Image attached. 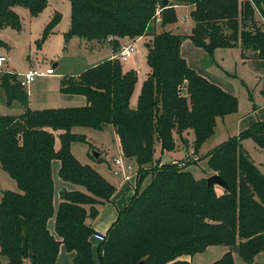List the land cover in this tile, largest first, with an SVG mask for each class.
<instances>
[{
  "label": "trees",
  "instance_id": "trees-1",
  "mask_svg": "<svg viewBox=\"0 0 264 264\" xmlns=\"http://www.w3.org/2000/svg\"><path fill=\"white\" fill-rule=\"evenodd\" d=\"M71 21L65 40L111 41L119 51L124 37H146L150 72L138 104L130 100L138 79L135 69L123 71L121 61H101L79 75L61 79V92L86 96L84 106L31 109L29 95L15 73L0 75L6 103L20 102V115L0 113V165L19 190L3 191L0 201V264H56L60 245L74 251L75 264H97L91 236L98 205L111 200L115 186L90 164L71 152L76 126L102 129L122 126L128 133L139 164L138 185L130 203L119 211L97 247L100 264H190L181 257L224 245L229 250L211 264H235L233 252L252 263L264 250V173L242 145L252 138L264 149V120L211 149L207 166L228 183L218 193L207 177L196 178L177 162L155 168L141 187L143 165L154 161L155 144L162 151L176 148L175 134H195L194 149L213 135L217 117L236 112L238 98L190 67L181 54L188 37L211 56L219 47H240L242 54L264 59V0H70ZM193 5L190 34L167 26L177 22L175 4ZM25 6L38 16L48 0H0V27L19 29L15 11ZM62 15L56 12L36 40L41 49ZM160 21L158 25L154 22ZM153 28V29H151ZM149 38V39H148ZM57 138L59 146H56ZM188 148V146H186ZM59 159L64 181L85 190L60 191L54 205L52 161ZM158 160V159H157ZM160 161H157V163ZM141 177V178H140ZM55 216V232L48 222Z\"/></svg>",
  "mask_w": 264,
  "mask_h": 264
},
{
  "label": "rangeland",
  "instance_id": "rangeland-1",
  "mask_svg": "<svg viewBox=\"0 0 264 264\" xmlns=\"http://www.w3.org/2000/svg\"><path fill=\"white\" fill-rule=\"evenodd\" d=\"M15 11L20 17L21 27L19 29L13 28L11 26L0 27V55H4L8 58V62L5 67L0 69V75L3 73H15V75L18 77V75H22L23 73H25L30 68V66L46 68L52 66L55 62L60 61L62 65L63 63H65L68 66V69L71 70L72 63L77 60L74 56H78V54L83 53L84 48L79 46L77 40L78 38H74L73 41L71 40V43L69 42V40H65L64 34L69 29L71 21L70 0H48V5L38 16H32L30 11L22 5L16 6ZM56 12H59L62 15V18L58 24V33L51 36V38L44 43L43 47L39 49L37 48L36 40L41 37L45 26L53 18ZM176 13L178 20L175 25L178 30L174 29L173 32L184 34L190 29L191 21L189 22L187 19H185V17L189 18L188 10L185 5H178L176 7ZM155 23L159 25L160 21H153L150 27H152ZM171 27L172 25H169L167 26V29H171ZM100 42H104V40ZM68 43H70L69 47ZM145 43V40H138L137 38V41L135 42L137 52L134 58L132 56L128 59L129 61L124 62L116 57L121 61L124 71H128L131 69L136 70V68L133 67L134 63L141 66V73H139L138 75L134 92L130 100V104L134 108L138 104L139 95L141 93V86L144 82L143 80L145 78V73L148 70L146 59L147 47ZM183 46H187L186 56L191 60V62H193L194 64L199 63L201 55H197V52L195 51L192 43L186 40L185 42H183ZM217 55L220 60L223 61V63L221 64V68L216 67L217 69L210 70V73L212 74H210V76H212V78L215 80L214 82H216L218 86H221L222 89H224L225 91L227 90V92L235 95L238 98L239 108L236 115L250 114L251 116H256L257 112L259 116H263V98H261L262 96H259L258 93L253 90L254 87L251 86L256 82V78L249 63H244L243 61H241V59L239 58V53L236 52L235 49L223 48L220 50V52H218ZM93 57H87L88 61L93 63ZM209 57L211 56L209 55ZM210 59L211 58H209L208 62L211 61ZM89 66H91V64ZM60 78L62 77H39L31 85L23 87L27 94H29V98L34 108H36V106H43L45 104H57L54 101L55 98H53L55 97V95L53 94V92L49 91L52 90L56 85L60 86ZM243 78L245 80H243ZM262 80H264V75H262ZM58 93L59 95H62L60 94L61 92ZM50 105H45V107L37 108H58L55 107L58 105H53L54 107H48ZM259 107L262 108L261 111L258 110ZM23 110L24 106L18 101H15L11 105H8L6 103L4 91L0 86V113L14 115L20 114ZM251 112H254L253 115ZM110 127H108V125L102 129H96L87 126L74 127L72 129V132L84 135L87 140H73L71 143V152L80 162L82 161L83 163L84 161H86L91 163V161L93 160V152L101 151L103 160L99 162L101 165L97 166L98 170H100L108 179H110L115 186H120V181L119 179H117L119 178L118 175H114L108 167L109 162L111 163V159L119 155L117 151L120 152L118 134ZM236 130V125L233 127L229 126L226 129L222 124H218L213 135L210 136L199 148L200 157L199 155H196L193 159L189 155H186V157L184 156L185 151L183 147L188 146L189 150L191 149L190 146L194 148V132L190 134L189 139L185 136V133L183 136L184 138L182 139L180 136L175 134V137L179 143L178 146L181 147V149L177 151L175 156L185 158L179 161L176 160L174 162H177L183 167H185L184 165L188 166L189 164H191L189 165L188 169L191 170L196 178H200L206 175L207 170L206 166H204L205 164H203V157L208 153L209 150L228 140L231 136L238 135L241 132ZM56 146H59L58 138L56 141ZM243 147L250 159L255 160L259 165V168L262 170V172H264V151L256 147V143L252 138L246 139L243 142ZM160 148L161 145L159 144V142H156L154 161L147 163L142 167L143 174L141 177L144 178V180L142 181L141 187H145L148 184L150 176L152 175L155 168L164 164L161 163L160 158H156V149L157 153H159ZM189 152H191V150ZM166 156L169 155L166 154ZM124 158L132 161L134 166L131 171L135 170L134 168L138 167V162H136L135 159L126 157ZM55 160L60 163L59 159ZM157 161L160 162L157 163ZM211 173L212 172H210V174ZM137 174L138 177L139 172ZM137 177H135L133 181H131V184L134 186L135 190L137 189L138 185ZM75 186L76 189L85 190V188L81 185L75 184ZM216 187L218 193L223 192L222 187L218 185H216ZM6 190L18 191L19 188L17 186L16 180L13 179L0 166V201L3 196V191ZM89 220L92 221L91 219ZM226 249L228 248L224 245H212L202 252L189 255V260L191 264H210L215 260L220 259ZM234 259L236 264H264V256L255 259L252 263H249L244 261L237 251L234 253Z\"/></svg>",
  "mask_w": 264,
  "mask_h": 264
},
{
  "label": "crops",
  "instance_id": "crops-1",
  "mask_svg": "<svg viewBox=\"0 0 264 264\" xmlns=\"http://www.w3.org/2000/svg\"><path fill=\"white\" fill-rule=\"evenodd\" d=\"M178 5H185L187 10H188V14H189V18L190 19L187 18V17H185V19H187L189 22L191 21L190 22V29L186 33H184V34L188 35V34H190V32H191V30H192V28H193V26L195 24L194 21L192 20V18L190 17V12H191V10H193L194 6L193 5H189V4L177 3V4H175V8ZM175 24H173L171 29H169V30H171V31H174V29L178 30L176 28ZM57 31H58V25L55 27L54 32L49 35V37L47 38V40L45 42H47L51 38V36L57 34L58 33ZM74 38H78L77 39L78 40V44H79L80 47L84 48V52L81 53V54H78V56H74L75 59H77V60L74 63H72V65H71L72 69L71 70L68 69V66L65 63H63V65H62L61 61L60 62H55L52 66L55 69H59V70H55V74L54 75L46 76V77L52 78V77H56L57 76V77H62L63 78L64 76H66V74L79 75L80 73H82L87 68H89V67H91V66H93V65H95V64H97V63H99L101 61H104L106 59L116 58V55L121 51V49L123 47L128 46L130 44H133V43H135L137 41V39H132L130 37H124L121 40V48H120V50L115 52L113 50L111 42H107V41L106 42L105 41L104 42H100V41L89 42V41L81 39V38H79L77 36H73L72 38H70L69 42L71 40L73 41ZM146 39H147L146 37H143V38H139L138 40H145L146 41ZM186 40H188V41H190L192 43V45L195 48V51L197 52V55H199V54L201 55L199 63H195L194 64L186 56L187 55L186 54L187 46L186 47L183 46V42H185ZM183 42H182V46H181V54L186 59L188 65L190 67L194 68L199 74H201L202 76L206 77L211 82H214L215 80L212 78V76H210V74H211L210 70H215L217 68H221V64L223 63V61L220 60V58L218 57L217 54L224 47L216 48L214 50L213 55L211 56L204 48L196 46L190 38L186 37L183 40ZM70 43H68V47H69ZM146 43H148V42H146ZM146 43H145V45H146ZM105 48H107V49H105ZM225 48L235 49L236 52L239 53V58L241 59V61H243L244 63H249V65L252 67L253 74H254V76L256 78V82L254 84H252L251 86L254 87L253 90L256 91L259 96H262L261 98H263V105H264V80H262V75H264V70H263V68H264V59L251 57L252 52L250 50H246L245 51L246 57H244L243 54H242L243 53L242 49L240 47H225ZM136 52L137 51H135V54H136ZM135 54L133 55V58H134ZM89 55L92 56V57L94 56L93 59H92L94 61L93 63L88 61L87 57H90ZM146 55H147V53H146ZM209 55L211 57H209ZM209 58H211L210 62H208ZM127 61H129V60H127ZM55 64H56V66H55ZM90 64H91V66H89ZM32 67L33 66H30V68H32ZM133 67L136 68V70L138 72V75H139V73H141V66L136 65L134 63ZM57 71H59V72H57ZM149 72H150V67L148 65V70L145 73L144 80L147 78V75H148ZM62 78H60V79H62ZM243 80H245V79L243 78ZM214 83L217 84L216 82H214ZM141 88H142V86H141ZM49 92H53V94L55 95V97H53V98H55L54 101L57 104H52V105L45 104V105H50L48 107H54L53 105H58V106H55V107L84 106L87 103L86 96H84L82 94L63 93V92H61V80H60V86H58V85L54 86L53 89L50 90ZM58 92H61L60 94H62V95H59ZM45 105L36 106V108H34L32 106L31 100L29 98V107L31 109H42V108H37V107H45ZM131 107H133V106H131ZM258 110L261 111L262 108L259 107ZM24 111H25V107H24V110L20 114H22ZM254 112H251L252 115H253ZM237 113H238V110L236 112H233V113H230V114H226L224 116L217 117L216 127L218 126V124H222L227 129L229 126L233 127V126L236 125V127H237L236 131H242V130L247 129L248 127H250L251 125H253L257 121L264 120V114H263V116H259L257 112H256V116L255 115L251 116L250 114H247V115H236ZM20 114H14V115H20ZM108 127L112 128L113 131L117 132L115 126L109 124ZM215 130H216V128H215ZM191 133H193V131H191V130L188 131V132H185V136L189 139V136H190ZM246 139H248V138H246ZM246 139H244L242 141V145H243V142ZM178 144L179 143H178V141L176 139V148L174 150L162 151L161 148H160L159 153H157V149H156V158H160L161 159V163H169V162H174L176 160L177 161L182 160V159H184L186 157V155L191 156L192 159L195 158L196 155L197 156L199 155V149L198 150H194V148H192V146H190V148H191L190 150L193 151V153H191V152H189L190 151L189 147L187 148L185 146V147H183V149L185 151V154H184L185 157L180 158V157L175 156L177 151L181 149V147H179ZM119 147H120V152L117 151V153H119V155H117L114 158H112L111 159V163L109 162V165H108L109 169L111 170V172L113 174H114L113 171H114V169L116 167L114 159L116 157H120L123 154L122 150H121L120 141H119ZM256 147L259 148L260 150L264 151V149L260 148L257 144H256ZM96 152L99 153V156L96 157L94 155V153H93V156H92L93 160L91 161V163L90 162H86V161H84L83 163L91 164L93 167H95L98 170L97 166L101 165L99 162L102 161L103 158H102V152L101 151H96ZM166 154L169 155V156H166ZM190 154H192V155H190ZM199 157H200V155H199ZM133 159L136 160V157H133ZM203 160H204L203 164H205L204 166H206L207 174L202 176V177H207L208 174H210L211 171L208 169V166H207L208 158L206 157V155L203 157ZM250 160L252 162H254L259 168V165L257 164V162L255 160H252V159H250ZM124 162L128 163V164H131L132 167L134 166L132 161H130L129 159H125ZM136 162H137V160H136ZM189 165H191V164H189ZM189 165L188 166L186 165L187 169H188ZM60 167H61V162L58 163L56 160H54L52 162V175H53V179H54V205H55V208H57L59 203L61 202V200H60V191L63 188L68 189V190H75L76 189L75 184H73V183H71L69 181H64L60 177V175H59ZM139 168L140 167H139V164H138V167L134 168L135 169L134 171L138 172ZM260 171L262 172L261 169H260ZM98 172L101 175H103L110 183H112V181L110 179H108L100 170H98ZM130 173H134V172L131 171ZM262 173H264V172H262ZM118 177L119 178H117V179H119V181H120V186H115L112 183L115 186V189H116L114 195L112 196L110 201L98 205V209H99L98 216L94 220H92V225H93V227H94V229L96 230V233H97V234H94L93 236H91V242H92L94 259H95V262L97 264H100L99 259H98V254H97V247H98L99 243L102 240L100 237L104 236L107 233V231L110 228V226L117 220L118 215H119V211L124 209L130 203L132 197L134 196V194L136 192L134 186L131 184L132 183L131 181H133L134 178H132L131 181H126L123 178L122 175H118ZM202 177H200V178H202ZM150 180H151V176H150ZM142 188H143V186H142ZM88 222H91V221L88 219ZM48 227H49L50 231L57 237V234L55 232V216L50 218V220L48 222ZM227 248L228 249H226L224 251V253L229 250V247H227ZM235 252L236 251L233 252V256H234ZM224 253H223V255H224ZM262 256H264V250L262 252H260L255 257V259L261 258ZM74 257H75V252L74 251H68L66 249L65 245L61 244L60 245V249H59V254H58V257H57V260H56V264H75L74 263ZM181 258L184 259V260H188L190 262L189 255H184ZM27 264H30V262L27 261ZM190 264H191V262H190Z\"/></svg>",
  "mask_w": 264,
  "mask_h": 264
},
{
  "label": "built area",
  "instance_id": "built-area-1",
  "mask_svg": "<svg viewBox=\"0 0 264 264\" xmlns=\"http://www.w3.org/2000/svg\"><path fill=\"white\" fill-rule=\"evenodd\" d=\"M112 40L113 37L109 36L106 41L111 42ZM135 51H136V46L135 43H133L123 47L116 57H118L121 61H127L135 54ZM7 62H8V58L4 55H0V69L4 68ZM55 70L56 69L53 66H49L46 68L32 67L29 68L22 75H18V79L20 84L23 87H25L31 85L39 77L54 75ZM191 153H193V151H191ZM124 157L125 156L122 154L120 157H116L114 159L116 167L113 172L115 175H122L126 181H131L132 178L137 177L138 172L133 170L134 173H130L133 167L131 164L124 162L125 160ZM100 238L103 239V236H101Z\"/></svg>",
  "mask_w": 264,
  "mask_h": 264
},
{
  "label": "water",
  "instance_id": "water-1",
  "mask_svg": "<svg viewBox=\"0 0 264 264\" xmlns=\"http://www.w3.org/2000/svg\"><path fill=\"white\" fill-rule=\"evenodd\" d=\"M168 3V0H164V4L166 5ZM146 47L149 48L151 47L150 43H146ZM56 66V64H55ZM116 131L119 137L120 145H121V150L123 155L126 158H133L137 156V151L130 140L128 133L122 126H117ZM96 157L99 156V153L94 151L93 152ZM207 182L209 185H218L222 188H228V183L227 181L219 174V173H213L207 177ZM144 261H140L137 264H143Z\"/></svg>",
  "mask_w": 264,
  "mask_h": 264
}]
</instances>
